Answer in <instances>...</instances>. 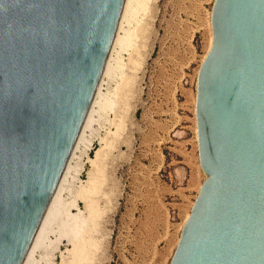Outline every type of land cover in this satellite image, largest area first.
<instances>
[{"label":"water","instance_id":"obj_1","mask_svg":"<svg viewBox=\"0 0 264 264\" xmlns=\"http://www.w3.org/2000/svg\"><path fill=\"white\" fill-rule=\"evenodd\" d=\"M125 0H0V264H22ZM197 73L199 187L169 264H264V0H214Z\"/></svg>","mask_w":264,"mask_h":264},{"label":"rangeland","instance_id":"obj_2","mask_svg":"<svg viewBox=\"0 0 264 264\" xmlns=\"http://www.w3.org/2000/svg\"><path fill=\"white\" fill-rule=\"evenodd\" d=\"M213 2L134 1L30 264H169L206 176L195 100Z\"/></svg>","mask_w":264,"mask_h":264},{"label":"bare ground","instance_id":"obj_3","mask_svg":"<svg viewBox=\"0 0 264 264\" xmlns=\"http://www.w3.org/2000/svg\"><path fill=\"white\" fill-rule=\"evenodd\" d=\"M134 1L136 2L137 0H125L124 1V5H123V8H122V11H121V14H120V18H119V21H118V24H117V28H116V31H115V34H114V37H113V40H112V43H111V47H110V52H111V50H112V47L114 46V44H116L119 40H120V36H119V34H118V31H119V29L121 28V25H122V23H123V20L124 19H126V18H128V15L131 13V11H132V9H133V3H134ZM135 8V7H134ZM126 33V32H125ZM110 52H109V55H108V57H107V61H106V63H105V65H104V69H103V71H102V75L104 74V73H106L107 71H108V64H110L109 62V58H110ZM111 59V58H110ZM109 61V62H108ZM97 93H98V87L96 88V90H95V93H94V96H93V98H92V101H91V105H90V107H89V109H88V112L86 113V116H85V118H84V121H83V123H82V126H81V129H80V132H79V134H78V137H77V140H76V142H75V144H74V146H73V149H72V152H71V154H70V157H69V159L73 156L72 154H73V152H74V150L76 149V147L78 146V144L81 142V143H85V145H86V147H87V149L89 148V142L87 141V140H85L84 138H83V131H84V128L86 127V125H87V123H88V120L90 119L89 118V116H90V111H91V107H92V104H94L93 102H94V100H95V97H96V95H97ZM99 94V93H98ZM88 126V125H87ZM80 143V144H81ZM80 146V145H79ZM84 146V145H83ZM85 147V148H86ZM96 155H99V151H96ZM75 156V155H74ZM69 159H68V161H69ZM68 161H67V163H66V165H65V167H64V170H63V172H62V174H61V177H60V180H59V182H58V184H57V186H56V188H55V190H54V192H53V194H52V197H51V199H50V201H49V203H48V206H47V208H46V210H45V213H44V215H43V217H42V219H41V221H40V223H39V225H38V228H37V230H36V232H35V234H34V237H33V239H32V241H31V243H30V245H29V248H28V250H27V252H26V254H25V256H24V259H23V261H22V264H30V261H31V256H32V252H33V249L35 248V246L40 242V240H41V238L43 237V232H44V230L46 229V227L48 226V224H49V222H50V219H52V215L54 214V213H56V208H57V205L59 204L58 202H59V197H58V190H59V188H60V184H61V182H62V180L64 179V177H65V174H66V172L70 169L69 168V166H68ZM68 173V172H67ZM65 180V179H64ZM63 184V183H62ZM60 192V191H59ZM63 209V208H62ZM61 209L59 208V211H60ZM63 212V211H62ZM64 214H66L65 213V211L63 212ZM69 216H70V213L68 214ZM64 216H66V215H64ZM72 217H74V215L72 216ZM69 218V217H68ZM64 220H65V218H64ZM76 220V219H75ZM56 224V223H55ZM83 240V239H82ZM80 242V241H79ZM82 242V241H81ZM83 242H84V240H83ZM82 242V243H83ZM85 242H87V241H85ZM88 243V242H87ZM86 244V243H85ZM83 246L84 244H79V246ZM81 246V247H82ZM75 247H77L78 248V250H79V247H78V243H77V246H76V244H75ZM80 247V248H81ZM77 248H75V249H77ZM83 251V252H82ZM79 252H82V253H84V248H83V250H79Z\"/></svg>","mask_w":264,"mask_h":264}]
</instances>
